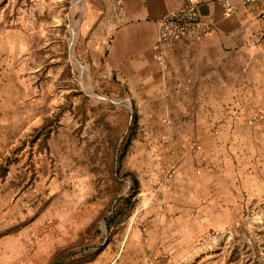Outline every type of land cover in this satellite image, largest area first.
<instances>
[{
	"label": "rangeland",
	"instance_id": "rangeland-1",
	"mask_svg": "<svg viewBox=\"0 0 264 264\" xmlns=\"http://www.w3.org/2000/svg\"><path fill=\"white\" fill-rule=\"evenodd\" d=\"M86 9L0 0V264H264V56L225 131L179 145L94 84Z\"/></svg>",
	"mask_w": 264,
	"mask_h": 264
},
{
	"label": "crops",
	"instance_id": "crops-1",
	"mask_svg": "<svg viewBox=\"0 0 264 264\" xmlns=\"http://www.w3.org/2000/svg\"><path fill=\"white\" fill-rule=\"evenodd\" d=\"M185 1L85 0L78 47L94 84L123 88L121 100L134 102L143 119L169 120L179 145L225 131L227 104L243 101L248 74L258 75L264 56L262 0H232L230 12L210 1L201 12L213 31L199 40H173L163 64L156 51L159 21ZM0 96L1 110L14 111L6 84Z\"/></svg>",
	"mask_w": 264,
	"mask_h": 264
},
{
	"label": "built area",
	"instance_id": "built-area-1",
	"mask_svg": "<svg viewBox=\"0 0 264 264\" xmlns=\"http://www.w3.org/2000/svg\"><path fill=\"white\" fill-rule=\"evenodd\" d=\"M210 1H220L226 11L233 10L232 0H186L181 6L172 10L159 21L156 51L158 59L165 64V50L167 46L179 37H189L199 40L213 31L210 24L204 21L201 6ZM258 0H245L251 4ZM257 18L261 24V39L264 40V0ZM172 176V174H169Z\"/></svg>",
	"mask_w": 264,
	"mask_h": 264
},
{
	"label": "trees",
	"instance_id": "trees-1",
	"mask_svg": "<svg viewBox=\"0 0 264 264\" xmlns=\"http://www.w3.org/2000/svg\"><path fill=\"white\" fill-rule=\"evenodd\" d=\"M137 125H138V115L135 114L134 119H133V126L135 127V130H136ZM130 175L133 177V184H134V190L133 191L135 193L136 192L135 188H137V186H138V180L136 179V177L132 173H130ZM129 200H131V198H128L127 202H130Z\"/></svg>",
	"mask_w": 264,
	"mask_h": 264
}]
</instances>
